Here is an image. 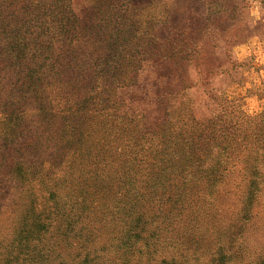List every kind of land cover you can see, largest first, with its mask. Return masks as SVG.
<instances>
[{"label":"trees","instance_id":"1","mask_svg":"<svg viewBox=\"0 0 264 264\" xmlns=\"http://www.w3.org/2000/svg\"><path fill=\"white\" fill-rule=\"evenodd\" d=\"M84 2H93L94 21L76 11ZM138 10L129 1L0 0V167L23 179L30 155L36 163L49 153L62 169L45 177L53 187L111 196L155 216L189 250L227 212L242 239L258 228L255 219L264 221V109L249 115L222 99L199 120L187 69L202 50L185 34L161 42V21ZM158 60L176 64L180 86L161 95L156 114L124 111L119 91L135 86L143 66ZM69 68L76 74L66 89L70 98L51 106L46 94L65 87L62 79L54 82ZM34 117L25 133L24 121ZM55 118L58 128L50 126ZM21 134L35 138L23 144ZM37 169L40 178L48 172ZM37 224L35 230H46ZM139 238L119 243L134 247Z\"/></svg>","mask_w":264,"mask_h":264},{"label":"rangeland","instance_id":"2","mask_svg":"<svg viewBox=\"0 0 264 264\" xmlns=\"http://www.w3.org/2000/svg\"><path fill=\"white\" fill-rule=\"evenodd\" d=\"M125 1L141 8L139 13L154 14L161 21L156 29L161 42L185 34L188 43H195L194 49L202 50L198 64L187 69L192 83L190 96L199 120L218 110L222 99L235 101L249 115L264 109V0H108V3ZM92 3L84 2L76 9L87 23L97 16ZM176 69L173 61L147 62L136 85L119 91L124 111L156 114L161 95L180 86V79L173 75ZM75 78L71 68L56 78L55 85L62 79L65 87L46 94L47 101L54 104L51 106L60 107L58 104L70 98ZM87 79L90 83L93 78ZM41 119L45 122L44 117ZM38 120L26 119L25 133ZM50 126L58 128L60 122L55 118ZM25 136L20 135L23 144L35 138ZM0 146L4 151L1 143ZM58 147H52V152ZM48 151L51 152L50 147ZM34 156L30 155L27 166L31 169L23 179L0 167V264H264L261 218L254 220L258 228H252L241 239L227 212L214 219L200 245L189 250L172 238V228L155 216H145L139 209H131L111 196L53 187L45 177L62 172L60 167L56 168L60 161H54L48 153L46 159L35 163ZM37 168L48 172L40 178ZM263 211L259 209V213ZM80 216L84 218V227L78 221ZM35 218L40 221L34 223ZM39 222L47 227L44 232L34 229ZM80 229L86 234L84 238ZM134 235H140L139 244L134 247L119 243L123 236ZM89 238L96 243L88 245ZM153 239V243L145 245Z\"/></svg>","mask_w":264,"mask_h":264}]
</instances>
